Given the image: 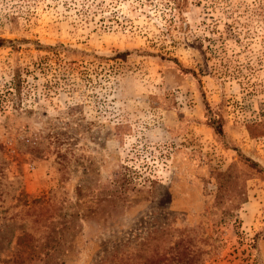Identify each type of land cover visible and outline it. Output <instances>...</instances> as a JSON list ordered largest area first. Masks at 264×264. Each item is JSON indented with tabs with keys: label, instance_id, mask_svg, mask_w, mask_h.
<instances>
[{
	"label": "rangeland",
	"instance_id": "obj_1",
	"mask_svg": "<svg viewBox=\"0 0 264 264\" xmlns=\"http://www.w3.org/2000/svg\"><path fill=\"white\" fill-rule=\"evenodd\" d=\"M0 38V264L63 219L64 264H264V0H0Z\"/></svg>",
	"mask_w": 264,
	"mask_h": 264
},
{
	"label": "trees",
	"instance_id": "obj_2",
	"mask_svg": "<svg viewBox=\"0 0 264 264\" xmlns=\"http://www.w3.org/2000/svg\"><path fill=\"white\" fill-rule=\"evenodd\" d=\"M9 42L11 41H8L4 38H0V48L4 47ZM14 83L15 90L19 95L21 79L17 70L14 74ZM78 225L80 226V224ZM77 233L78 227L75 219H63L58 228H53V226L50 227L49 230L46 232L44 243L40 245V249L44 254V258L41 260L45 264H64L66 262L68 254L73 248L74 238ZM16 244L19 249V252H26L28 249L35 253L37 251V245H34L33 239L28 232L21 233L17 238ZM114 260L115 259H112L109 263L105 264H113ZM22 262V256L18 254L16 255V257L11 259L8 264H21Z\"/></svg>",
	"mask_w": 264,
	"mask_h": 264
}]
</instances>
